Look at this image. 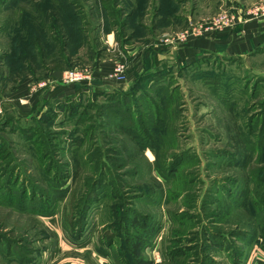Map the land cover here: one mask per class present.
<instances>
[{
    "label": "rangeland",
    "instance_id": "374dc122",
    "mask_svg": "<svg viewBox=\"0 0 264 264\" xmlns=\"http://www.w3.org/2000/svg\"><path fill=\"white\" fill-rule=\"evenodd\" d=\"M99 1L0 0L2 106L9 110L12 106L20 108V111L26 109L27 103L24 102L29 98L27 92L30 88L29 93L34 92L37 99L45 94L47 97L48 88L62 87L60 93L63 95L70 92L72 86L61 84L59 79L61 72L67 69L86 70L90 74V84L80 101L83 105L93 102L90 98L92 100L93 91L99 89L97 80L100 78L94 70L71 68L56 59L63 70L54 78L45 74L48 68L56 66L55 60L48 58V49L53 45L49 12L52 8L59 10L61 2L68 6L64 9V14H68L66 19L81 20L84 34H88L86 41L77 47L76 55L71 53L75 43L71 39L66 49V55H69L67 63L91 64L88 57L91 49L104 56L102 47L112 51L121 47L116 40V45L111 47L105 42L106 37L104 44L100 41L105 15L99 8ZM149 1L153 3L148 0L147 6ZM232 1L238 5L237 10L229 1L220 5L206 21L194 26L196 32L223 14L235 17L236 21L221 31L247 19H261L247 16V11L264 0ZM104 2L105 5L119 4L123 14V8L126 11L128 7L126 0ZM23 23L32 25L31 36H40V40H36L41 42L42 62L47 67L38 63L39 56L32 50V37L29 41L24 32L22 40L27 46L24 48L26 59H20L22 53L18 52L6 66V59L1 57L3 52L10 51L14 30L22 28ZM60 25L66 34L62 21ZM70 29L71 34L76 32L74 26ZM191 31L193 29L189 28L187 33ZM170 32L159 33L154 45L181 43V35H186L184 30L176 31V36ZM166 38L171 43L165 41ZM250 53L231 61L202 60L195 71L217 72L218 79L213 81L214 75L191 80L190 72L194 69L189 73L181 72L184 82L180 80L182 78L174 77L181 85L179 95L182 104L179 116L173 118L178 124L173 123L176 135L171 133L175 140L167 149L157 151L144 142L145 135L139 128L144 116L137 117L135 126L139 130L135 133L118 127L134 125L131 116L115 117V123L110 126L108 116L98 118L94 109L86 106L72 117L60 110L57 116L48 119L45 125L49 132L47 138L55 143L57 150H64L58 153L57 160L61 161L58 168L70 174L63 181L66 185L62 196L47 200L52 211L44 203H37L34 211L0 203V234H3L0 235V264H97L93 259L95 255L108 259L112 264L111 259L97 249L102 247L100 239H104V243L109 236L115 237L112 248L122 252V238L130 235L126 222L134 220L133 213L145 220L148 229L153 228V222L156 223L157 231L148 237V246L142 251L151 264L167 263L171 259L172 246L186 248L185 255L176 257L180 264H264V124L261 126L264 117H259L264 112V51ZM10 68L14 69L11 76ZM26 79L29 81L28 89L23 85L26 81L19 86ZM35 96L32 95V99ZM220 97L231 98L234 102L231 110L220 104ZM234 97L236 99H232ZM95 101L103 102L104 97L99 96ZM39 109L45 111L46 107L42 105ZM146 111L143 109L142 113ZM21 116L30 115L22 113ZM251 116L255 118L253 123L248 119ZM136 133L140 139L136 140ZM0 135L8 142L13 162L19 166L23 176H34L32 181L41 178H38L39 160H34L30 154L34 147L24 145L23 140L10 129L0 131ZM50 135L54 139H50ZM179 151L186 155L180 160L178 169L171 175L165 174V169L164 174L161 173L165 166L157 163L162 160L165 164L174 152ZM47 162L44 160V165ZM227 208L230 211L226 215ZM46 209L45 214L43 211ZM83 222L82 237L76 240L75 225ZM212 240L217 242L214 244ZM223 240L237 244V251L241 254L239 260L218 246Z\"/></svg>",
    "mask_w": 264,
    "mask_h": 264
},
{
    "label": "trees",
    "instance_id": "16d2710c",
    "mask_svg": "<svg viewBox=\"0 0 264 264\" xmlns=\"http://www.w3.org/2000/svg\"><path fill=\"white\" fill-rule=\"evenodd\" d=\"M173 1L176 0H159V10H162ZM116 2L117 0H115V3ZM147 2L148 0H134V2L129 3L130 6H126L127 10L125 14H123L121 8L108 4L105 5L104 0H100L99 8L102 9L105 15L103 18L106 21L104 29L107 31L113 25L118 27L121 24L124 25L127 21H135L137 18H140L143 11H145ZM60 6L59 10L58 8H52V12H49V25L51 27L50 30H52L50 38L53 40V45L48 49V58L54 59L56 63V66L52 68L50 67L51 69H63L62 66L58 65V60H62L72 68V64L70 65L66 62L69 57L68 54L66 55L67 46L71 43V39L74 40L75 43L73 44L74 46L71 47V53L75 54L77 47L82 42L86 41V34H84V28L81 26V24H83L81 23V20L75 19L76 23L72 19L67 20L66 16L68 14H64V9L68 6H65L63 2H61ZM56 11H58V14H56ZM61 18L63 20H61ZM61 21L65 25L66 34L64 30L61 29ZM27 25L28 24H24L22 28L14 30V39L11 40L10 51L3 52L1 57L6 59L4 60L6 66H9V61L13 58V55H18V52L22 53L20 55V59H26V56H24V48L27 46L25 41L23 43L22 40L24 32L29 41L32 37V44L34 46L32 50L35 51V55L39 56L38 63L40 64L41 62L43 67H47L42 62L43 48L41 47V42L36 40H40V36L39 38L37 35L31 36L29 32L32 25ZM71 26L76 28V32H72V34L70 32ZM259 51H264V42L255 48L253 53H257ZM216 60L219 61V58ZM50 68H48L47 71H49ZM12 71H14V69L10 68V74L8 73L10 76L13 74ZM31 71L32 73L34 72L33 67ZM168 74L169 73L166 72H159L151 76V78L147 81L139 77L134 85H132L125 92L113 90L107 93L97 88L92 93V100L90 98V101L93 102H88L85 105L81 103L80 97L83 98V92L87 89L86 84L77 83L70 85L72 86L70 89L72 92L66 87L67 91H70V93L66 92L64 95L60 93L62 87H56L54 90L48 92L47 97H43V95L37 100L36 104L29 112V117L17 116L14 113H8L6 111L0 114V131L10 129V131L17 134V137L23 140L24 145L29 144L34 147L32 148V153L30 154L34 157V160H39L38 165L40 167L38 178L41 177L32 181L31 179H33L34 176L31 177L28 174L23 176L19 166L13 162L8 142L0 135V203L11 207L14 206L18 209L24 208L27 211L29 209L34 211V206H36L37 203L41 205L44 203L47 207L50 206L47 205L49 202H47V200L49 198L51 199L52 197L57 198L62 196L61 192L66 185V182L63 183V181L69 177L70 173L66 171L62 172V169L58 168V165L61 163L60 160H57L59 158L58 153L64 150H57L55 143L51 142L52 140L47 138L49 132L45 126L48 119L57 116L58 111L60 110L65 111V114L70 113L72 117L74 116L73 114L80 109H94V113H96L98 118L102 119L106 116L109 117L108 121L110 122V126L115 123V117L120 119L124 114H126L127 117L131 116L130 119L133 120L134 125L131 126V124H127L126 127L121 125L118 127L130 133H135L139 130H137V127L135 126V121H137V117L139 118V116H144V120H142L139 128L145 136L144 138L141 136V138H143L147 146L152 149H157V151L161 148L167 149L168 145L173 143L172 140H175V137L172 139V134H175L173 123H176V126H178V124L177 122H174L175 119L173 118L179 116L180 106L182 104L180 102L181 96L179 95L180 88L176 85L174 86L173 83L166 81L169 80ZM45 75L47 76L48 72ZM210 75H214V77L216 76L212 79V81L218 79L217 72H211V70L205 72L202 71L198 74L199 77L203 78ZM207 81L212 82L211 80ZM99 96L104 97L103 102L95 101ZM228 99H230V101ZM232 99L236 98L234 97ZM218 100L226 109H232V103L234 102L231 101V98L220 97ZM42 105L46 107L45 111L39 109ZM84 106H86V108H83ZM143 109H147V111L142 113ZM37 116H39V118H37ZM259 117H264V112H261ZM248 119L250 120V123H253L255 120V118L252 119V116ZM263 124L264 122H262L261 126H263ZM137 134L138 133L135 135ZM135 138L137 140L139 136L137 135ZM50 139H54V136L50 135ZM154 139H156V142H154ZM185 155L184 151L174 152L165 164L161 160L157 163V165L163 163L165 167H163L160 172L164 174L165 169V174L167 175L174 173L178 169L180 160L185 157ZM44 160L48 161L45 165L43 163ZM46 211L48 210L46 209L43 213L46 214ZM50 211H52V207L50 208ZM229 211L230 208H227L225 214L227 215ZM35 212H37V210H35ZM133 215H135L134 220L126 222V226H129L130 229V235L128 238L127 236L122 238V240H124V246L123 244L121 245L123 246L122 252H119L118 248H116L117 250L112 248L116 241L115 237L109 236L104 243V239H100V241H102V247L98 246L97 249L111 259L110 261L112 264L152 263L151 260L143 256L142 251L148 246V237L150 238L154 232L157 231L156 223L153 222L151 224V227L153 228L148 229L145 224V220H142L140 216H137L134 213ZM84 224L85 223L83 222V224L75 225L76 229H74V236L76 240L81 239ZM0 235L3 236V234ZM0 240H2V238H0ZM7 241H9V239ZM212 242L215 244L217 240L216 242L215 240H212ZM236 245L237 244H235L234 241L228 242L227 240H223L218 243V246H220L221 249L229 251V256L233 257L235 260H239L241 254L237 251ZM185 254L186 248L172 246V249H170L171 259L164 264H180V259L177 260L176 257L178 255Z\"/></svg>",
    "mask_w": 264,
    "mask_h": 264
},
{
    "label": "crops",
    "instance_id": "0c3cea01",
    "mask_svg": "<svg viewBox=\"0 0 264 264\" xmlns=\"http://www.w3.org/2000/svg\"><path fill=\"white\" fill-rule=\"evenodd\" d=\"M152 1L153 3L149 1L148 6H145V11H143L142 16L135 21H127L124 25L121 24L118 27L113 25L107 31L101 29L100 33L102 35L100 41L104 44L105 37L108 41L111 38L112 41L116 40L121 43L120 48L118 47L116 51H112L111 49L109 50L108 48L102 47L104 52L103 56L100 51L96 53L94 49L89 47L91 53H89L88 57L91 60V64H83L80 62L78 64L72 63V67L94 70L95 75L100 76L99 80H97L99 81V84L97 82L99 90L107 93L113 90L125 92L134 85L139 77L147 81L151 76L159 72L169 73V80L166 81H173L176 86L181 88L178 79L174 77H180L182 78L180 80L184 82L186 80L183 79L182 76L184 75H181V72L185 71V73H189L194 69V72H190L191 80H200L201 77H199L198 74L202 71L195 70L198 68L199 64H201L200 62L202 60L216 62L217 58H219V60L243 58L244 56L251 54L250 52L264 42V18L247 19L246 21L238 22L236 26L226 31H216L209 27L205 30L196 32L194 26L199 24L200 21L201 23L206 21L208 19L207 17L219 8L220 5L229 1L237 10L238 5L234 3L235 1H173L162 10H159L158 8L159 0ZM132 2H134V0H126L128 6H130L129 3ZM116 6L118 8L120 7L119 4ZM123 9L125 13V8ZM148 9L152 11H148ZM146 16H150V18L147 19ZM103 22L105 25L106 21L104 19ZM189 28H192L193 31L187 33ZM178 30H184V32H186V35L182 40L183 42L181 41V43L169 44L167 46L154 45V40L159 33L172 31L173 33L170 32L171 35H175L174 33ZM199 33L200 35H198ZM85 34L86 38H88V34ZM108 53H111V55ZM74 55H76V53ZM92 55L94 57H92ZM97 57L100 59L98 60ZM75 60L76 59L74 58L73 61ZM122 62L127 63L126 78L123 81H116L114 78L109 77V75L111 74L115 63ZM62 70L63 69H51L48 71V76L54 78L58 76L59 72ZM25 81L26 84H23L25 85L24 88L26 87V89H28V79L19 83V86ZM28 90L30 91L31 88ZM51 90L52 89L48 88V92ZM29 91L27 92L29 98L25 99L26 102H24L27 103L25 106L26 109L21 110L24 114L29 113L38 100L36 98L37 95L35 96L34 92L29 93ZM32 95L35 96V99H32ZM45 95L44 97H46ZM12 107L13 108L9 110L4 105L2 106L0 104V114L6 111L21 116L22 113L20 114V108L17 109L16 106ZM93 259L97 264H110L108 259H103L98 255H95Z\"/></svg>",
    "mask_w": 264,
    "mask_h": 264
},
{
    "label": "built area",
    "instance_id": "2783aa9c",
    "mask_svg": "<svg viewBox=\"0 0 264 264\" xmlns=\"http://www.w3.org/2000/svg\"><path fill=\"white\" fill-rule=\"evenodd\" d=\"M247 16L252 18H262L264 17V1L254 5L250 10L247 11ZM235 17H228L227 15H220L217 19L211 20V22L203 28V30L207 28L215 29L216 31H221V29L230 27L235 24ZM183 38L185 35H181ZM107 39V38H106ZM165 41H168L171 43L169 39H165ZM105 42L109 45H116L115 41H108L105 40ZM126 63H116L113 68L112 72L109 75V77L114 78L116 81H123L126 78ZM61 84L66 85H73V84H84L89 85L90 82V74L86 70H78V69H67L61 72V75L59 77Z\"/></svg>",
    "mask_w": 264,
    "mask_h": 264
}]
</instances>
